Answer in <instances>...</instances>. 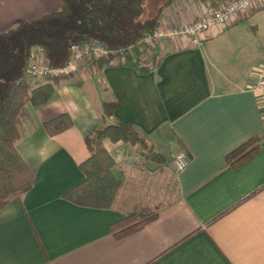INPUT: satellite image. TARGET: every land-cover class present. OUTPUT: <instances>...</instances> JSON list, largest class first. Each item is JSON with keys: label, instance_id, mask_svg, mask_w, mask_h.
Listing matches in <instances>:
<instances>
[{"label": "crops", "instance_id": "1", "mask_svg": "<svg viewBox=\"0 0 264 264\" xmlns=\"http://www.w3.org/2000/svg\"><path fill=\"white\" fill-rule=\"evenodd\" d=\"M227 1L171 0L160 24L190 22ZM60 2L0 0V31ZM262 9L197 44L157 45L148 70L90 64L58 80L47 103H28L16 147L35 183L0 209V264H264V89L254 87L264 64ZM43 82L33 77V86ZM104 102H116L109 115ZM62 113L73 125L50 135L44 122ZM117 122L131 124L146 144L103 140L121 180L114 207L64 198L84 177L86 137ZM256 135L259 150L231 164L228 153ZM179 151L188 163L177 172ZM131 211L157 215L117 237L111 225Z\"/></svg>", "mask_w": 264, "mask_h": 264}, {"label": "trees", "instance_id": "2", "mask_svg": "<svg viewBox=\"0 0 264 264\" xmlns=\"http://www.w3.org/2000/svg\"><path fill=\"white\" fill-rule=\"evenodd\" d=\"M210 1L221 3V0ZM169 2L165 0L151 7L152 0H61L55 10L32 20L20 19L13 27L0 31V209L13 199H20L35 183L34 172L16 147L22 135V123L28 119L27 104L47 103L55 91V83L73 73L46 75L45 82L33 86L35 76L27 71L33 49L41 50L48 66L61 68L70 60L74 45L100 42L105 44L108 53L93 59L95 66L131 64L139 70H148L155 66L156 46L150 49L137 45L160 24L162 10ZM130 45L135 46L133 52L119 53ZM115 106L116 102H104L103 115L111 114ZM72 125L68 113L44 122L50 135ZM107 137L113 141L146 144L145 137L127 122L101 124L86 137L90 155L79 164L84 177L63 193L64 198L85 206L114 207L121 180L114 173L115 161L103 144ZM261 138L262 135L249 138L228 153L227 160L233 165L247 160L259 150ZM147 150L151 156L159 155L152 148ZM156 215L131 211L113 223L111 229L121 237Z\"/></svg>", "mask_w": 264, "mask_h": 264}, {"label": "built area", "instance_id": "3", "mask_svg": "<svg viewBox=\"0 0 264 264\" xmlns=\"http://www.w3.org/2000/svg\"><path fill=\"white\" fill-rule=\"evenodd\" d=\"M264 0H228L221 7L209 10L196 19L180 25H161L145 35L138 43V47H153L173 41L177 38L190 39L194 44L199 43L204 34L213 28L223 29L226 26L240 20L251 13L255 8L262 7ZM135 46L130 45L120 49V54L133 52ZM108 53L106 47L97 42L76 44L73 46V53L67 64L61 68H53L47 65L39 48H34L29 58L27 71L32 76L69 74L79 68H85L92 64V60L102 57ZM142 64V62H139ZM257 89H264V64L257 71V82L254 85ZM173 163L177 172L183 170L188 158L185 151H179L173 155Z\"/></svg>", "mask_w": 264, "mask_h": 264}, {"label": "rangeland", "instance_id": "4", "mask_svg": "<svg viewBox=\"0 0 264 264\" xmlns=\"http://www.w3.org/2000/svg\"><path fill=\"white\" fill-rule=\"evenodd\" d=\"M157 1L160 3V2H162L161 0H152V5H151V7H155V4L157 3ZM258 11H260V9L258 10ZM264 15V10L262 9L261 10V12L259 13V15ZM167 152V151H166Z\"/></svg>", "mask_w": 264, "mask_h": 264}, {"label": "water", "instance_id": "5", "mask_svg": "<svg viewBox=\"0 0 264 264\" xmlns=\"http://www.w3.org/2000/svg\"><path fill=\"white\" fill-rule=\"evenodd\" d=\"M97 44H101L103 47H105V44H103V43L97 42Z\"/></svg>", "mask_w": 264, "mask_h": 264}]
</instances>
